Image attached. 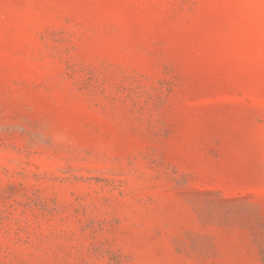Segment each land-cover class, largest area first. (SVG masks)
I'll return each instance as SVG.
<instances>
[{
    "label": "rangeland",
    "instance_id": "obj_1",
    "mask_svg": "<svg viewBox=\"0 0 264 264\" xmlns=\"http://www.w3.org/2000/svg\"><path fill=\"white\" fill-rule=\"evenodd\" d=\"M0 264H264V0H0Z\"/></svg>",
    "mask_w": 264,
    "mask_h": 264
}]
</instances>
